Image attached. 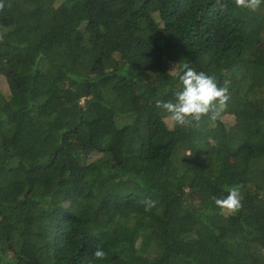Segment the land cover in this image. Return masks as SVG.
I'll list each match as a JSON object with an SVG mask.
<instances>
[{
  "label": "trees",
  "instance_id": "1",
  "mask_svg": "<svg viewBox=\"0 0 264 264\" xmlns=\"http://www.w3.org/2000/svg\"><path fill=\"white\" fill-rule=\"evenodd\" d=\"M4 3L0 264H264V4ZM184 60L230 97L198 129L155 106Z\"/></svg>",
  "mask_w": 264,
  "mask_h": 264
},
{
  "label": "clouds",
  "instance_id": "2",
  "mask_svg": "<svg viewBox=\"0 0 264 264\" xmlns=\"http://www.w3.org/2000/svg\"><path fill=\"white\" fill-rule=\"evenodd\" d=\"M234 3L239 9L256 12L264 4V0H234ZM217 4L224 6L222 0H217ZM4 8V0H0V10ZM2 40L3 34H0V41ZM169 74L178 81L173 99H157L155 106L166 114V121L173 129L176 126L198 129L204 117H208L211 122L221 119L230 97L226 86H218L215 75L195 70L187 60L175 63ZM191 154L189 152L187 155ZM226 192V196L214 198V204L222 214L235 215L243 207V196L239 187L226 188ZM141 203L144 211L149 212L156 207L157 202L145 199ZM106 257L107 253L97 247L91 254L89 264L92 261H103Z\"/></svg>",
  "mask_w": 264,
  "mask_h": 264
},
{
  "label": "rangeland",
  "instance_id": "3",
  "mask_svg": "<svg viewBox=\"0 0 264 264\" xmlns=\"http://www.w3.org/2000/svg\"><path fill=\"white\" fill-rule=\"evenodd\" d=\"M2 78H3V77H2ZM3 79H4V78H3ZM3 79L0 80V88H4V86H5V85H4L5 83H4V80H3Z\"/></svg>",
  "mask_w": 264,
  "mask_h": 264
}]
</instances>
